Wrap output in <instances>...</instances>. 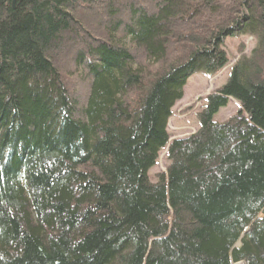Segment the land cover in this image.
I'll use <instances>...</instances> for the list:
<instances>
[{"label":"trees","instance_id":"trees-1","mask_svg":"<svg viewBox=\"0 0 264 264\" xmlns=\"http://www.w3.org/2000/svg\"><path fill=\"white\" fill-rule=\"evenodd\" d=\"M13 1L0 0V264H264V0ZM234 40L197 131L171 140L188 79L229 67Z\"/></svg>","mask_w":264,"mask_h":264},{"label":"rangeland","instance_id":"rangeland-1","mask_svg":"<svg viewBox=\"0 0 264 264\" xmlns=\"http://www.w3.org/2000/svg\"><path fill=\"white\" fill-rule=\"evenodd\" d=\"M245 45V54H248L253 47V41L249 37H241ZM237 40L227 42L226 51L230 61L229 67L222 69L219 73L211 77L204 74H195L187 81L183 89V97L179 100L172 109V116L168 120L167 130L171 136V140L183 139L194 134L198 129V121L196 114L201 109L203 100L207 95L212 93L215 89L224 85L228 79L230 68L234 64V60L238 58L236 54ZM238 109L237 103L230 99L227 106L219 111L214 117L216 122H224L230 118ZM166 152H161L159 160L150 172V180H154V176L158 173L165 172ZM238 245H236L237 247ZM232 264H245L244 262Z\"/></svg>","mask_w":264,"mask_h":264},{"label":"water","instance_id":"water-1","mask_svg":"<svg viewBox=\"0 0 264 264\" xmlns=\"http://www.w3.org/2000/svg\"><path fill=\"white\" fill-rule=\"evenodd\" d=\"M14 1H15V0H14ZM14 1H13V2H14Z\"/></svg>","mask_w":264,"mask_h":264}]
</instances>
